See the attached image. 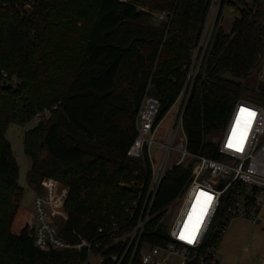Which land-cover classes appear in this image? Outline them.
<instances>
[{
  "label": "trees",
  "instance_id": "trees-1",
  "mask_svg": "<svg viewBox=\"0 0 264 264\" xmlns=\"http://www.w3.org/2000/svg\"><path fill=\"white\" fill-rule=\"evenodd\" d=\"M226 2L242 5L230 32L219 24ZM211 3L0 0V264H90V252H102L107 262L124 253L123 237L144 209L152 178L148 155L128 154L138 135V111L148 90L161 103L157 124L176 104ZM157 13L165 14L159 23ZM263 57L264 0H222L193 87L186 90L191 153L220 159L208 137L225 129L239 100L264 105V92L246 82ZM44 108L50 113L24 133L32 159L27 181L39 194L46 177L69 187L60 236L91 247L45 250L35 244L34 226L13 231L25 189L6 132ZM192 162L173 166L162 180L144 233L152 245L169 238L164 217L185 191Z\"/></svg>",
  "mask_w": 264,
  "mask_h": 264
},
{
  "label": "built area",
  "instance_id": "built-area-1",
  "mask_svg": "<svg viewBox=\"0 0 264 264\" xmlns=\"http://www.w3.org/2000/svg\"><path fill=\"white\" fill-rule=\"evenodd\" d=\"M213 4L214 0L210 9ZM204 34L181 94L186 96V100L181 103L182 110L175 113L166 143L159 139L162 121L156 123L161 103L149 90L145 94L136 119L138 135L128 152L129 156L137 158L147 154L151 164L152 178L144 209L133 230L123 237L127 243L124 253L110 255L107 262V257L98 252L99 264H219L221 244L232 220L248 219L258 224L263 219L264 105L246 99L237 102L227 126L213 141L217 144L220 159L196 155L188 150L184 113L210 40H205ZM4 77L5 82L9 81L7 73H4ZM188 87L190 90L186 92ZM53 108H57V105ZM242 108L254 113L250 123H247L248 114L241 112ZM50 111V108H44L35 119L41 120L42 114H49ZM241 138V148L230 146V142L240 143ZM155 145L161 147L158 159L153 154ZM174 151L180 156L173 165L168 166ZM190 160L193 161L191 177L185 191L176 199L183 198V201L172 225H167L169 238L164 244L152 245L144 239V233L162 180L173 166L187 165ZM44 187V193H37L34 199L35 244L45 250L91 247L87 241L73 244L60 236L56 218L68 219L65 203L69 187L54 177H47Z\"/></svg>",
  "mask_w": 264,
  "mask_h": 264
},
{
  "label": "rangeland",
  "instance_id": "rangeland-1",
  "mask_svg": "<svg viewBox=\"0 0 264 264\" xmlns=\"http://www.w3.org/2000/svg\"><path fill=\"white\" fill-rule=\"evenodd\" d=\"M230 1L238 2L239 0ZM244 1L248 3L252 2V0ZM221 6L222 0H214V4L210 9L207 17L204 31L205 40L210 38V36L212 35L216 19L221 10ZM240 6L242 5L240 4L239 6H237L228 2L225 3L221 20H219V24L223 26V29L225 31L230 32L233 21L240 16ZM163 18H165L164 13H157L155 15V23H159ZM246 82L252 88L264 92V57L262 59L261 65ZM181 100L183 101L181 102ZM185 100V95H181L179 97L176 104L169 111L160 126L159 139L164 143L167 142L169 132L173 127L175 113L177 110H182L181 103H184ZM37 124L38 121L36 119L27 124L11 123L6 132V137L13 146L14 157L21 168L19 182L25 189L23 205L33 211L34 199L37 192L29 185L27 181V173L31 166L32 159L25 153L24 133L27 130L35 127ZM219 135L220 133L212 134L208 138L211 141H214L219 137ZM160 150L161 147L159 145H155L153 148V154L157 159L159 158ZM179 156L180 154L174 151L168 166L173 165V163L178 159ZM182 201L183 198L174 202L171 206L168 207L167 213L164 217V222L166 225H172L173 220L182 204ZM262 212L263 219L258 224H254L248 219L235 218L232 220L228 227V232L223 238L221 244L219 255L220 264H264V208ZM31 221H33V219H31ZM56 222L61 223L62 219L60 217H57ZM28 224L34 226L35 220L34 222H29ZM89 263L99 264L98 253H91Z\"/></svg>",
  "mask_w": 264,
  "mask_h": 264
},
{
  "label": "crops",
  "instance_id": "crops-1",
  "mask_svg": "<svg viewBox=\"0 0 264 264\" xmlns=\"http://www.w3.org/2000/svg\"><path fill=\"white\" fill-rule=\"evenodd\" d=\"M164 120V119H163ZM162 120V122H163ZM162 124V123H161ZM32 165V163H31ZM31 167V166H30ZM30 169V168H29ZM33 210L31 209H28L26 208L23 203H22V206L20 208V211L16 217V220L14 222V225H13V231L17 234H19L22 229L28 225L29 222H34L35 220V217H34V214H33ZM31 219H33V221H31ZM29 221V222H28ZM28 222V223H27ZM220 257V256H219ZM220 264V262H219Z\"/></svg>",
  "mask_w": 264,
  "mask_h": 264
},
{
  "label": "snow or ice",
  "instance_id": "snow-or-ice-1",
  "mask_svg": "<svg viewBox=\"0 0 264 264\" xmlns=\"http://www.w3.org/2000/svg\"><path fill=\"white\" fill-rule=\"evenodd\" d=\"M241 112H242V113H247V114H248V120H247V123H250L251 116H253L254 113H252L250 109H244V108L241 109ZM239 124H240V119L238 118V120H237V125H239ZM242 142H243V140H242V138H241L240 143H237V144H231V142H230V146L237 147V148H241V146H242ZM186 238H187V237H186Z\"/></svg>",
  "mask_w": 264,
  "mask_h": 264
}]
</instances>
